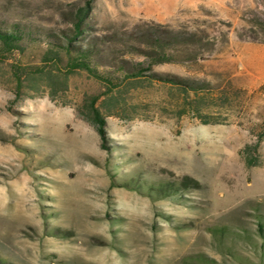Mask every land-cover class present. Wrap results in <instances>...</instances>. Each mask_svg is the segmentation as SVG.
Wrapping results in <instances>:
<instances>
[{
    "label": "rangeland",
    "instance_id": "374dc122",
    "mask_svg": "<svg viewBox=\"0 0 264 264\" xmlns=\"http://www.w3.org/2000/svg\"><path fill=\"white\" fill-rule=\"evenodd\" d=\"M85 5L102 78L44 60ZM14 22L37 39L0 53V264H264V0H0ZM157 26L190 44L148 67Z\"/></svg>",
    "mask_w": 264,
    "mask_h": 264
},
{
    "label": "trees",
    "instance_id": "16d2710c",
    "mask_svg": "<svg viewBox=\"0 0 264 264\" xmlns=\"http://www.w3.org/2000/svg\"><path fill=\"white\" fill-rule=\"evenodd\" d=\"M89 8L87 5L79 7L73 13L72 28L70 33H64V43L61 41H53L51 44L55 48H49L44 53V60H58L61 54L65 53L68 57L66 65L69 71L74 69H84L94 75L97 78L105 77L102 75L98 68L93 65L91 55L93 54L89 46L73 47L71 44L78 39V35L83 33V21L88 14ZM163 26H157L149 35V41L147 42V51L145 52L150 57L148 67L153 63L169 62L173 60L175 53L168 50V44L171 42L174 46V52H177L175 45L187 46L190 44L187 40L186 33L174 31L173 29L162 30ZM52 35H48L51 38ZM54 36V35H53ZM37 39L36 34L27 27V25L14 22L10 26L0 24V53H12L16 51H23V43L28 41H34ZM39 39V38H38ZM170 41V42H169ZM74 48V49H72ZM76 48V49H75ZM64 50V51H63ZM140 65V64H139ZM135 71L131 74L132 77L141 74L142 69H148L147 66L135 67ZM155 78L168 82H175L174 76H162L155 74ZM108 79V78H107ZM91 124L94 125L97 133L103 135V129L105 127V115L94 106L92 101L88 106V112L83 116Z\"/></svg>",
    "mask_w": 264,
    "mask_h": 264
}]
</instances>
